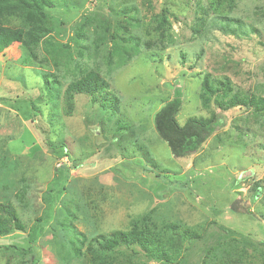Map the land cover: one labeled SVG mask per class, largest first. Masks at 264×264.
I'll return each mask as SVG.
<instances>
[{"label":"rangeland","instance_id":"rangeland-1","mask_svg":"<svg viewBox=\"0 0 264 264\" xmlns=\"http://www.w3.org/2000/svg\"><path fill=\"white\" fill-rule=\"evenodd\" d=\"M46 11L51 32L32 49L0 50V205L26 226L0 232V264H89L100 235L144 215L204 235L194 249L175 247L180 264H264V107L252 103L264 99V0H55ZM92 71L119 113L88 94L66 98L67 84ZM206 75L229 83L223 104L246 105L224 113L203 100ZM176 88L180 124L224 114L191 157H175L155 127ZM104 264L169 263L134 245Z\"/></svg>","mask_w":264,"mask_h":264},{"label":"trees","instance_id":"trees-1","mask_svg":"<svg viewBox=\"0 0 264 264\" xmlns=\"http://www.w3.org/2000/svg\"><path fill=\"white\" fill-rule=\"evenodd\" d=\"M55 6V0H0V50L11 46L15 42L32 49L42 35L51 32L47 8ZM15 21L17 24H15ZM226 81L211 82L209 76L203 79L204 91L201 98L207 100L214 98L218 106L227 113L229 109L244 102L236 96L230 102L218 100L220 93L228 91ZM66 98L70 103L76 94H88L92 100L103 110L112 115L119 113V100L109 88L108 82L96 71L87 73L81 78L70 81L65 89ZM246 100V99H245ZM257 109L264 107V99L253 100ZM183 105V96L180 88H176L173 98L165 103L155 114V127L171 148L175 157H191L198 153L208 139L224 126V114L216 112L209 119L191 117L184 124H180L178 114ZM120 124L118 129L123 128ZM147 160L156 166L154 158L145 147L139 145ZM146 215L136 219L127 230H114L109 236L100 235L95 241L98 245H89V264H104L107 256L117 248L126 246H139L149 257L163 260L169 264H180L174 257L175 247L186 241L194 249L203 239L204 235L182 222H166L157 227ZM13 229L24 231L26 226L20 219L17 209L11 204L0 205V232L8 233ZM75 229V228H74ZM79 240L84 234L73 230ZM223 239L237 238L236 232L220 228ZM75 238V239H76ZM80 246L84 240L80 241ZM80 246L74 245V251L81 255ZM188 250V245L184 250ZM174 250V252H173ZM203 264H211L207 256Z\"/></svg>","mask_w":264,"mask_h":264}]
</instances>
